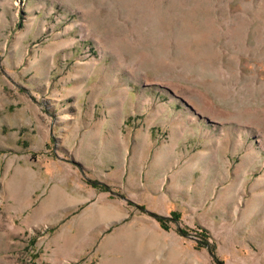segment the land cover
Listing matches in <instances>:
<instances>
[{"label": "rangeland", "instance_id": "obj_1", "mask_svg": "<svg viewBox=\"0 0 264 264\" xmlns=\"http://www.w3.org/2000/svg\"><path fill=\"white\" fill-rule=\"evenodd\" d=\"M0 264H264V0H0Z\"/></svg>", "mask_w": 264, "mask_h": 264}, {"label": "crops", "instance_id": "obj_2", "mask_svg": "<svg viewBox=\"0 0 264 264\" xmlns=\"http://www.w3.org/2000/svg\"><path fill=\"white\" fill-rule=\"evenodd\" d=\"M88 197H91L92 195H97V201L96 202H117V201H111L107 198L106 194H97L95 191L90 190ZM53 202H87L89 199H80L76 194H69L66 190L64 191L62 188H57L55 190L54 195L52 196Z\"/></svg>", "mask_w": 264, "mask_h": 264}, {"label": "trees", "instance_id": "obj_3", "mask_svg": "<svg viewBox=\"0 0 264 264\" xmlns=\"http://www.w3.org/2000/svg\"><path fill=\"white\" fill-rule=\"evenodd\" d=\"M156 217H157L158 221L161 223V225L163 227H167V223L166 222L169 219H171V218L165 217V216H156ZM178 217H179V215L177 213H174L173 216H172V219H177ZM202 235H203V241H204L203 242V245L209 246L210 244H209V240H208L209 238L207 236V231L206 230H203ZM210 251H211L212 255H214V257H215V252H214L213 247H210ZM220 263H222V262H220Z\"/></svg>", "mask_w": 264, "mask_h": 264}]
</instances>
